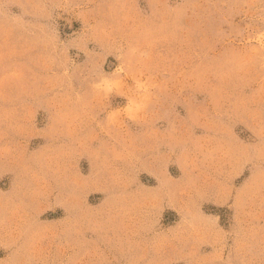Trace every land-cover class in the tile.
Returning <instances> with one entry per match:
<instances>
[{
    "label": "rangeland",
    "instance_id": "obj_1",
    "mask_svg": "<svg viewBox=\"0 0 264 264\" xmlns=\"http://www.w3.org/2000/svg\"><path fill=\"white\" fill-rule=\"evenodd\" d=\"M0 264H264V0H0Z\"/></svg>",
    "mask_w": 264,
    "mask_h": 264
}]
</instances>
